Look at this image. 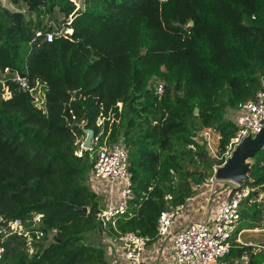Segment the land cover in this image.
Wrapping results in <instances>:
<instances>
[{
  "label": "trees",
  "instance_id": "16d2710c",
  "mask_svg": "<svg viewBox=\"0 0 264 264\" xmlns=\"http://www.w3.org/2000/svg\"><path fill=\"white\" fill-rule=\"evenodd\" d=\"M56 27L73 32L36 39ZM7 69L44 102L39 109L27 89L0 81V264H113L89 235L157 239L161 213L213 177L197 132L215 130L222 156L238 131L226 111L264 89V0H83L79 9L73 0H0V77ZM84 129L103 130L129 155L130 215L107 229L97 221L94 158L76 154ZM242 187L251 192L237 232L264 229V149ZM18 219L31 246L7 231ZM231 243L228 260L264 264V249Z\"/></svg>",
  "mask_w": 264,
  "mask_h": 264
},
{
  "label": "built area",
  "instance_id": "2783aa9c",
  "mask_svg": "<svg viewBox=\"0 0 264 264\" xmlns=\"http://www.w3.org/2000/svg\"><path fill=\"white\" fill-rule=\"evenodd\" d=\"M73 18L72 15L68 22L69 25ZM72 32L71 29L64 30L56 27L51 31L37 32L36 39L45 38L47 42L51 43L57 38L67 37ZM6 74L12 77L3 79L2 76ZM3 75L0 77L1 82L14 81L33 95L39 109L43 106L44 99L41 91L35 94V88H29L26 79L18 77L9 69ZM156 91L162 95L164 85L158 83ZM3 97L6 100L12 97L8 88L5 89ZM119 106L121 108L122 105L119 104ZM111 118L114 120V117ZM105 120V117L99 118L96 123L97 127L102 128ZM81 125L84 126L85 122L83 121ZM236 125L238 131L221 156V159L224 158L226 161L246 137L256 135L264 128V89L254 99L239 105ZM199 132L209 141L213 136H217V139L220 140L218 133L211 128H204ZM102 135L103 130L98 136H94L90 148H85L84 142H81L76 154L81 158L85 152H89L94 158L91 185L95 190L103 189L107 195L106 205L97 214V221L102 224L104 229H107L109 222L130 215L129 203L133 198V183L127 151L120 144L110 143L108 136L102 139ZM250 192L249 187L236 185L233 192L219 202L216 214L210 220L202 219L180 226L186 209L185 205L163 211L158 220L157 239L164 240L169 235L172 236V264H230L226 257L232 248L231 240L235 238L236 243L245 245L241 240L242 232H237V229L243 207L246 202L250 201ZM41 218L42 215L36 216L34 222L39 223ZM7 231L26 238L28 245L31 246V231L25 228L21 220L9 223ZM37 235L40 238L43 234L39 232ZM152 240L151 237L139 236L131 232L120 235L116 238L120 245V254L116 257L115 264H151L145 254ZM261 248L264 249V245ZM3 251L4 249L0 247V258ZM232 264H249V258L243 256Z\"/></svg>",
  "mask_w": 264,
  "mask_h": 264
},
{
  "label": "rangeland",
  "instance_id": "374dc122",
  "mask_svg": "<svg viewBox=\"0 0 264 264\" xmlns=\"http://www.w3.org/2000/svg\"><path fill=\"white\" fill-rule=\"evenodd\" d=\"M77 6H83V0H74ZM14 8H19L26 13L28 17L29 11L24 5L20 7L14 6ZM33 18L36 15L32 16ZM8 75V76H7ZM12 77L9 74L3 75L2 78H10ZM37 107V104L35 103ZM238 111L228 109L225 113V119L235 121L237 117ZM196 141L205 147V151L210 159V161L214 164L213 166V177L207 179L201 186L196 187L195 196L189 200V206H187L186 214L183 216L181 224H187L192 221L201 220V219H211L215 216L217 207L219 202L226 197L227 193L236 187V184L229 181H217L214 178L215 169L220 166L218 165V161L221 159V155L219 154V140L217 136H213L211 141L207 140L201 133L198 131L195 135ZM92 186V185H91ZM93 187V186H92ZM94 189V188H93ZM95 190V189H94ZM100 194L101 206L105 207L107 195L103 189L96 190ZM242 240L244 243L253 244V245H264V230H254L252 232H246L242 236ZM88 241L91 244L95 245H103L107 252V259L115 264L117 258L113 255L114 250L119 247L118 241L116 239L111 238L108 234H100L98 232L92 233L88 237ZM172 243V236L169 235L166 239L162 241V245L165 248H168Z\"/></svg>",
  "mask_w": 264,
  "mask_h": 264
},
{
  "label": "water",
  "instance_id": "95a60500",
  "mask_svg": "<svg viewBox=\"0 0 264 264\" xmlns=\"http://www.w3.org/2000/svg\"><path fill=\"white\" fill-rule=\"evenodd\" d=\"M199 110L196 109V113ZM86 138L84 147L90 148L95 131L84 129ZM264 149V128L256 135L246 137L232 153L227 161L215 169L214 178L217 181H229L242 186L248 179L255 155ZM79 211L87 212V208H78Z\"/></svg>",
  "mask_w": 264,
  "mask_h": 264
},
{
  "label": "crops",
  "instance_id": "0c3cea01",
  "mask_svg": "<svg viewBox=\"0 0 264 264\" xmlns=\"http://www.w3.org/2000/svg\"><path fill=\"white\" fill-rule=\"evenodd\" d=\"M237 119V117H236ZM236 119H235V122H236ZM234 189V188H233ZM232 189V190H233ZM230 194V191L227 193L226 197L227 198ZM224 199V198H223ZM191 200V199H190ZM187 206H189V203L190 202H187ZM186 206V205H185ZM186 211H187V207L184 211V215L186 214ZM202 220V219H201ZM210 220V219H209ZM182 221V220H181ZM197 221V220H196ZM194 222V221H192ZM190 223V222H189ZM188 224V223H187ZM187 224H183V225H187ZM182 224L180 223V226ZM255 230H259V229H255ZM264 230V229H263ZM254 230H242V231H239V232H242V235H241V240H242V236L246 233V232H252ZM162 241L163 240H159V239H153L149 245H148V248H147V251H146V254H145V257L146 259L151 263V264H172L173 263V249H172V243L171 245L168 247V248H165L163 245H162ZM243 242V240H242ZM244 243V242H243ZM245 245H248V246H254V247H257L258 249H262L261 246L263 245H253V244H247V243H244ZM120 246V245H119ZM120 250H119V247L116 248V250H114V253L113 255L115 257H118L119 256V253ZM226 260L232 264L234 261L236 260H240V259H235V260H228L227 257H226ZM114 264V263H113Z\"/></svg>",
  "mask_w": 264,
  "mask_h": 264
},
{
  "label": "bare ground",
  "instance_id": "6f19581e",
  "mask_svg": "<svg viewBox=\"0 0 264 264\" xmlns=\"http://www.w3.org/2000/svg\"><path fill=\"white\" fill-rule=\"evenodd\" d=\"M8 76V75H7Z\"/></svg>",
  "mask_w": 264,
  "mask_h": 264
}]
</instances>
